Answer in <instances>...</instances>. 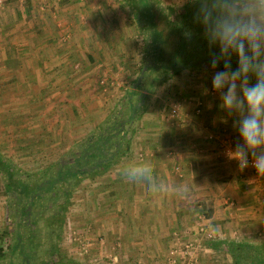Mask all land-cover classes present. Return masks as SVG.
<instances>
[{"label":"rangeland","instance_id":"rangeland-1","mask_svg":"<svg viewBox=\"0 0 264 264\" xmlns=\"http://www.w3.org/2000/svg\"><path fill=\"white\" fill-rule=\"evenodd\" d=\"M37 1L39 5L36 7L32 6L31 0L5 1L6 3L0 7V24L4 23L9 26L10 18L7 15H9L10 10H13L11 22L13 23L16 17L15 21L18 25L16 28H21L19 34L22 31V21L25 19L22 12H29L30 15L31 11L35 10L36 13H39L37 16L46 17L48 14L57 16L56 29L63 33L57 40L62 46L69 47L73 46L74 43L80 50L81 46L74 42V26L76 29L90 27L89 32L94 36V45H98L96 40L100 39L96 36L102 35L103 30L109 31L107 32L109 34L113 33L114 37H112L111 44L102 45L101 43L99 45L109 47L108 53L110 56L102 55L101 57V55L95 53V59L92 54H88V51L84 50L86 53L84 54L85 59L90 66L89 69L81 66L71 69L72 73L70 74L72 77L79 78L80 75L84 77L86 75L85 81L69 84L70 78L67 77L70 74L66 78L62 77L65 75L66 70L60 69L56 72L52 70V73L47 72L48 79H53L52 74H56V80L58 79L59 82L63 83L68 82V84H62L60 98L57 95L55 99L51 96L52 99H46L42 101L43 103L38 102L37 99L28 101L27 98L21 97L22 95H28L27 92L29 91L37 94L39 79L43 76V73L39 75L40 69L24 67L13 68L9 71L0 70V82L17 78L13 81L11 88L6 89L5 84L0 85V91L2 92L0 95L6 94V90L12 91L14 97H19L14 101L15 109L19 110L21 107L25 112L24 115H6L3 106L5 101L3 102V99H0V155L3 161L7 162L17 172L16 179L27 180L29 185L40 184L42 180H45L51 174L50 170L54 169L57 163L62 160L67 161L73 156L72 154L79 153L83 144L93 137L97 127L114 111L120 98L131 85V77L140 72L144 63V48L152 40L151 35L136 23L130 1L77 0L75 4H69L67 0ZM148 1L156 14L157 23L164 31L166 29L165 18L172 17L175 20L185 5L189 3L185 0ZM4 6L5 8H3ZM67 7L82 12L80 23L75 19L73 21L77 24L73 25L71 21L66 20L63 14L60 15L61 10ZM88 10L91 11L90 15L93 18L91 22L85 15ZM68 12L63 11L64 14H68ZM51 23L48 21L49 28L53 29ZM80 26L82 27L80 28ZM26 32L28 33V30ZM118 34L125 36L124 39L120 40ZM0 47H4L1 46V42ZM3 50L0 48V52ZM112 52H114L113 55H111ZM82 54L80 53L75 57L71 54H61V57L73 58L76 59V63H81L83 61ZM19 61H22V59ZM13 64L17 67V63ZM94 64H96L95 67ZM213 75V70L203 65L194 70H183L169 81L159 84L156 90L152 92L146 110L130 127L132 142L131 149L126 156L121 157L116 164L110 167L98 169L93 173H85L82 178L79 177L78 180L74 179L72 182H67L65 186L58 184L57 189L51 193V195L56 194V200L52 201L51 204L43 202L38 207V210L43 213L39 214L33 225L35 233L39 236L37 251L33 252L36 255L31 257L32 259L26 258L24 261H27L26 263L32 262V264H60L62 259H71L81 264H130L128 260L121 259L117 254L114 255L115 252L112 250L114 248L111 244H107L105 236L101 234L102 211L108 204L117 205L122 203L123 198H125L123 195H121L122 197L118 196L117 193L121 191L118 184H121V188H123L125 182L121 180L123 176L120 174V166L133 159L143 158L148 160L149 158H160L161 156L163 158L167 157L171 160L166 165L170 177L175 179L176 182H185L188 179L185 165L180 162L179 155L175 153L173 148H165L161 152L162 155L159 154L154 157L151 155L147 158L146 151H148V148L143 147V145H149L151 142L160 145V142L168 137L169 141L173 140L174 136L178 137L176 132L179 128H182L180 125L183 123L184 118H191L189 122H185L187 124H195V121H200L202 139L204 138L206 142L212 143L214 146L217 145L216 148L211 149L219 152V156L225 158L226 161L228 160L227 162H232L225 165L226 168H234L235 165L237 167V162L230 159L228 155L234 147L236 139L230 131H227L226 126L222 127L225 122L223 123V119L215 117L211 111L212 108H210L211 102L217 103L214 100L220 99L219 94L212 89ZM23 77H26L30 82H23ZM44 78L45 76H43L41 82L45 81ZM199 96L203 98H198ZM208 101L210 106H208ZM201 102L203 110L201 113H197L196 108ZM175 105H179L183 112L180 118H175L172 115V109ZM41 106L43 107L41 108ZM208 112L210 115H208ZM206 114V117H202ZM10 124L12 126L6 129V125ZM175 156L177 158L174 160ZM6 168L4 164H0V248L7 254L4 259L5 264L16 263L20 260L16 241L20 233L28 234V226H24V222L20 221V214L13 212L16 207H13V197L9 192L8 183L10 178ZM155 169L160 170L159 167ZM227 171L228 173H219L221 177L217 180V183L212 177L206 181L209 184L203 186L218 189L219 193L216 196L204 195L199 197L196 193L190 191L187 198L179 196L173 200L180 206L190 205L189 209L192 211L189 213L192 216L190 222L182 227V230L176 232L178 238L174 247L180 248L184 243L183 241L186 242L193 237L200 238L205 246L208 244L212 246L208 251L201 249L202 255L205 253H208V255L206 256V263H202L203 258L201 257L199 264H235L233 256L225 250V244H222L224 248L219 245L222 239L220 237L226 236L228 240L237 239L238 242L246 241L243 235L236 233L237 229L233 232L219 231L212 225L210 209L215 204V200L221 199V205L227 210L228 216L235 215L236 209H238L237 201L229 196L226 185L228 186L233 181L235 174H238L239 177L240 175L244 176V173H236V169L232 173L228 169ZM156 176L158 177V173ZM246 176L248 179L246 183H250L253 187L259 186L264 180L253 172ZM225 182L226 184H224ZM235 183L233 181V184ZM112 188L116 193L109 195L108 190L111 191ZM63 189L68 190L67 193H69L70 199L63 214L58 216L57 211L61 209L60 201L64 196ZM17 207L18 210H21L20 206ZM94 225L98 227L95 228ZM53 229L56 233L51 236L53 238L51 240L49 233ZM209 231L215 235V238H209L207 234ZM247 233L249 234V232ZM253 235L259 236L261 239L257 238L254 242L246 241V243H264V233L253 232ZM52 244H54L53 247ZM33 247L35 248V246ZM187 261L188 259L186 263ZM181 264H183V261Z\"/></svg>","mask_w":264,"mask_h":264},{"label":"crops","instance_id":"crops-1","mask_svg":"<svg viewBox=\"0 0 264 264\" xmlns=\"http://www.w3.org/2000/svg\"><path fill=\"white\" fill-rule=\"evenodd\" d=\"M31 1L33 3L32 6L36 7L39 5L37 0ZM67 1L69 4H75V1L77 0ZM3 8H5V6ZM12 11L13 10H10L9 15H7L10 18L8 23L9 26L4 23L2 25L0 24V42L1 46H4L0 48L1 50L4 48L6 49L0 52V70L9 71L13 68L24 67L33 69L36 67L42 71L39 72V75L43 73L45 81L41 82L43 76L39 79L40 83L37 94L30 93L29 91L27 92L28 95L21 96L27 98L28 101L31 99H37L38 102L43 103L42 101H45L46 99H52L51 96H53L54 99L57 97L60 98L62 95V84L64 85L65 83V85H67L68 82L63 83L59 82L58 79L56 80L55 78H57V75L55 73V75L52 74L53 79H48L46 73H52V70L55 72L60 69L66 70L65 75L62 76L66 78L67 75L72 73L71 69L76 67L81 66L89 69L90 66L85 59L84 54L86 53L84 50L88 51V54H92V57H95V59V53L99 56L101 55V57L102 55L110 56L108 53L109 47L99 46L101 43L102 45H107V43L111 44L114 35H112L113 33H107L109 31L102 29L103 34L101 33L102 35L96 36L100 39L96 40L98 41V45H94V36L89 32L90 27L86 29H76L74 26V42L81 46L80 50H78V47H76V44L74 43L73 46L65 47L58 42L57 39L63 33L56 29L55 25L58 22L56 21L57 16H54L55 14H48L44 17L42 15L37 16L39 13H36L35 10H32L30 15L29 12H22L23 18L25 19L22 21L21 34H18L21 28H16V26H18L15 21L16 17L14 18V22H11ZM63 11L69 12L68 14H64ZM90 12L91 11L88 10L85 15L91 22L93 21V18L91 17ZM81 13V11L76 10L75 8L72 9L67 7L61 10L60 15L63 14L66 17V20L71 21L74 25L77 24V22L80 23L82 19L80 18V16H82ZM68 15L70 16L68 17ZM75 19L77 20L76 23L73 21ZM48 21L52 22L51 25L54 27L53 29L49 28ZM65 24H67V22H65ZM81 27L82 26H80V28ZM27 30L28 33L26 32ZM118 37H120L121 40L124 39L125 36L118 34ZM114 52H112L111 55H113ZM80 53H83L81 55V57H83L81 63H76V59L73 58L61 57V54H71V56L75 57ZM20 58L23 62L19 61L21 60ZM13 63H17V67H15ZM95 66L96 64H94V67ZM86 77V75L85 77L80 75L79 78H75L70 74L67 78H70L69 84L71 82V84H73L74 82L78 83L85 81ZM12 79L13 80L7 79L6 82L5 80H2L0 85L5 84L6 89L11 88L13 81L17 80V78ZM22 81L27 82L29 80L26 77H23ZM0 93L2 92L0 91ZM17 98L19 97H14L10 90H6V94L4 95H0V99H3V102L5 101L3 106L6 115H24L25 112H23V108L20 107V109L17 110L14 107V101ZM198 98L203 97L199 96ZM214 101H217V103L211 102V106L208 101V106L212 108L211 111L215 117L223 119L222 122L225 123L222 124V127L226 126L228 128L227 131H230V133L234 135L236 139L234 143H236L238 135L233 128L235 117L229 116L227 112L219 107L220 99H215ZM42 107L43 106H41V108ZM57 108L59 109V107ZM208 115H210L209 112ZM206 116L207 114L202 117ZM190 119L184 118V121H182L183 125H180L182 128L176 127L177 129L179 128L176 132L178 137L174 136L175 138L173 137V140L169 141L168 137L166 140L160 142V145L156 142H151L149 145H143L145 149L148 148V151H146L147 158L151 155H153V157L159 154L162 155L161 152L165 148H173L175 153H178L177 155H179L178 159L180 162L185 165V169L188 172V179L185 180V182H176L175 179H172L168 174V169L166 167L171 160L167 157L163 158L162 156H158L160 158L156 157L148 159L153 164L154 177L157 180H163L177 186H186L189 189L192 188L193 190L188 189L189 192L192 191L193 193H196L197 196L202 197L204 195L216 196L219 193V191H217L218 189L216 190L214 188V190L210 189V187H203L205 184H209L206 183L208 178L213 177L215 183H217V180L221 177L219 173H228L227 169L230 173L235 169L236 173H244V176L240 175L239 177L237 176L238 174H235L233 181L236 183L233 184L232 181L228 186L226 185V190L229 193V196L235 198L237 201L238 209H236L235 215L228 216L227 210L221 205V199L218 201L215 200V204L210 209L212 225L219 231L227 230L233 232L237 229L236 233H239L241 236L243 235L246 241L254 242L257 238L261 239L259 236L253 235V232L264 233V180L259 186L253 187L250 183H246L248 180L246 175H249V173L252 172L249 168H246L243 171L238 170V165L237 167L235 165L234 168H226L225 165H229L232 162H227L228 160L226 161L225 158L219 156V152L211 149L213 147L216 148L217 145L214 146L212 143L206 142L204 138L202 139V136L200 135L202 130L201 125L199 124L200 121H195V124L185 123L189 122ZM9 126H12V124L6 125V129H8ZM176 158L177 156L173 159L175 160ZM153 159H155V161H153ZM154 165L157 168L159 167L160 170L155 169L156 167ZM156 172L158 173V177L156 176ZM217 176L219 177L217 178ZM262 178L264 179V177ZM121 180L125 181L123 183L124 187L121 188V184H118L121 191H118L117 193L118 196L123 195L125 197L123 198L122 203H118L117 205L108 204V206L102 211L101 234L105 236L107 244H111L112 248H114L112 249L114 250L113 252H115L114 255L117 254L121 259L128 260V263L130 264H172L170 262L172 255L171 249L178 238L176 232L182 230V227H185L186 224L190 222V218L192 217L191 214H189L192 212L189 209L190 205L180 206L178 203H175L173 200L175 197H179L177 195L170 194L163 197H153L148 194L146 185L129 182L124 177H122ZM224 184H226V182ZM114 193H116L114 188H112L111 191L108 190L109 195ZM94 227L97 228L98 226L94 225ZM247 232H249V234ZM220 238H222L221 242L228 240L226 236ZM230 240L237 241V239ZM246 241L243 242L246 243ZM250 244L253 243L251 242ZM203 245L206 251L210 250L212 247L209 244L207 246H205V244ZM207 255L208 253L202 255V251H198L196 253L198 261L195 264L200 263L199 261H201V257L203 258L202 263H206ZM182 261L183 263L186 262L184 260Z\"/></svg>","mask_w":264,"mask_h":264},{"label":"trees","instance_id":"trees-1","mask_svg":"<svg viewBox=\"0 0 264 264\" xmlns=\"http://www.w3.org/2000/svg\"><path fill=\"white\" fill-rule=\"evenodd\" d=\"M124 1H130L136 23L151 35L152 40L144 48V63L140 72L131 77V85L120 98L114 111L97 127L93 137L83 144L79 153L70 155L67 161L57 163L56 167L50 170L51 174L45 176L47 178L40 184L29 185L27 180L16 179L17 172L4 162L0 155V164L7 167L6 171L10 178L9 192L13 197V207H16L13 212L20 214V221L24 222V226H28V234L20 233L16 241L20 260L6 264H32L24 260L32 259L31 257L36 255L33 252L37 251L39 236L35 233L33 225L39 214L43 213L38 207L43 202L51 204L56 200V194L51 193L57 189L58 184L65 186L67 182L82 178L85 173L110 167L121 157L126 156L132 142L130 127L146 110L147 102L159 84L169 81L183 70H194L203 65L212 70L209 64L210 51L203 36V29L193 21L196 5L190 2L186 4L175 20L172 17L165 18L164 31L157 23L156 14L148 0ZM232 66L233 69L237 66L235 57L232 59ZM222 69L221 64L217 70ZM63 192L61 209L57 211L58 216L63 214L70 199L68 190L63 189ZM17 206H20L21 210H18ZM55 233V229L50 231L51 240ZM222 244H225V250L235 259V264H264V243L248 244L224 240L219 245ZM6 257L7 254L0 248V264H5ZM61 262L60 264H81L71 259H62Z\"/></svg>","mask_w":264,"mask_h":264},{"label":"clouds","instance_id":"clouds-1","mask_svg":"<svg viewBox=\"0 0 264 264\" xmlns=\"http://www.w3.org/2000/svg\"><path fill=\"white\" fill-rule=\"evenodd\" d=\"M185 2L196 5L193 21L203 29L209 47L212 89L219 94V107L235 117L238 140L229 158L239 170L251 166L264 177V0ZM221 64L223 69L217 70ZM120 174L129 182L146 185L153 197L188 196L186 186L157 180L153 164L143 158L122 164Z\"/></svg>","mask_w":264,"mask_h":264},{"label":"built area","instance_id":"built-area-1","mask_svg":"<svg viewBox=\"0 0 264 264\" xmlns=\"http://www.w3.org/2000/svg\"><path fill=\"white\" fill-rule=\"evenodd\" d=\"M6 0H0V7L5 3ZM203 110V107H202V102L198 105V107L196 108V111L197 113H201ZM172 115L173 117H177V118H180L182 117L183 115V112L181 110V107L179 105H175L172 109ZM230 142V141H228ZM253 173H256V170L249 166L248 167ZM258 176V175H257ZM202 229H204L202 227ZM207 234L209 235V238L213 239L215 238V235L211 233V231L207 232ZM238 241V240H237ZM184 243L181 245L180 248H174L172 247L171 249V258H170V262L172 264H181L182 260L187 261L186 264H195L198 259L196 257V253L198 251H201V249H204V245L203 243L201 242V239L198 238V237H193V238H190L188 241H183ZM111 264V263H110ZM184 264V263H183Z\"/></svg>","mask_w":264,"mask_h":264}]
</instances>
